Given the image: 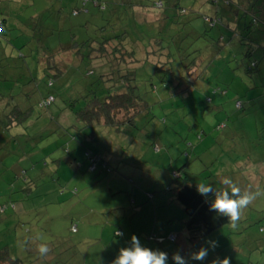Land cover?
<instances>
[{
  "label": "rangeland",
  "instance_id": "374dc122",
  "mask_svg": "<svg viewBox=\"0 0 264 264\" xmlns=\"http://www.w3.org/2000/svg\"><path fill=\"white\" fill-rule=\"evenodd\" d=\"M100 1L103 9L91 0H0V205H15L0 213V249L19 237L27 243L20 247L24 258L38 253L39 244L50 249L36 264H111L135 235L143 246L167 252L168 264L174 252L187 257L200 247L209 249L207 260L189 264H211L217 256L230 264H264V196L243 210L235 227L229 222L193 246L172 192L180 169L197 183L221 187L226 176L242 189L264 191V52L253 54L256 69L242 82L229 86L250 64L243 58L246 45L204 69V85L187 88V67L217 45L203 35V15L226 1ZM102 38L130 48L136 59L154 52L123 66L148 107L119 133L84 125L71 110L121 86L102 77L106 59L89 57L90 45ZM73 41L82 59L56 54L63 76L53 78L50 53ZM48 95L53 104L39 109ZM16 103L28 110L26 120L4 132ZM88 152L99 158L95 169ZM246 154L258 164L238 169Z\"/></svg>",
  "mask_w": 264,
  "mask_h": 264
},
{
  "label": "trees",
  "instance_id": "16d2710c",
  "mask_svg": "<svg viewBox=\"0 0 264 264\" xmlns=\"http://www.w3.org/2000/svg\"><path fill=\"white\" fill-rule=\"evenodd\" d=\"M86 1L88 0H83L82 3L84 4ZM91 1L92 5L95 7L102 8L100 0ZM225 1L226 6L221 8L220 11H215L212 16L203 15V21L208 29L203 35L212 38L211 41L215 42L217 45L208 46L211 48L208 58H203L200 61L194 58L192 64L190 63L187 67L186 76L188 79L185 80L188 84L187 88H189L190 85H204V83H206L205 78L202 77L204 69H207L210 64L212 65L216 59L219 60L220 56H223V60L230 59L231 53L238 49L239 46L246 45L243 58L246 59L247 62H250V59L257 49L264 52V0ZM154 6L155 8H161L162 2L157 1L154 3ZM87 11L88 9L86 12ZM78 12L79 9L73 10V14H77ZM180 13L184 14L186 11L181 9ZM213 30L216 31L212 34L211 31ZM214 37H218V39L215 40ZM75 39L76 37L73 36V40ZM110 39L111 38H102L97 44L92 43L91 45L93 46V44H95V46L92 47L90 45L89 57L106 59V61H101L103 63L102 67H104L105 70V75H102V77L105 80L107 78H109L108 80H113L114 78V88L116 83L121 84V86L114 89L113 92H110V94L103 99L95 97L93 100L85 102L84 107L76 110L75 107L71 106V110L77 121L84 125H103L119 133L123 131L122 129H124L125 126L134 125L136 117L148 107L147 102H143L141 96L134 92L135 88L131 85L133 81L132 74L124 70L129 63L132 64L147 60L154 52L151 48L147 49L145 55H143V57L145 56L144 58L136 59L133 57L134 52L130 48L125 49L121 43H113ZM66 44L65 48L57 49V51L55 50L56 52L50 53L51 55L47 59V67L50 69L49 74L52 75L53 78L62 77L63 74L61 69L64 67V63H62V61L55 62L53 56L65 52V54L74 53V56L78 59H82L83 57V55L80 54V45H77V43L74 44V41ZM234 60H236V56ZM203 64H205V67ZM246 65L247 64H245L244 69L240 70L243 76H240L241 74L234 75L229 86L237 80L242 82V78H249L251 74L254 73L257 66L256 62H250L248 66ZM123 66H125V69ZM200 68H202V70H199ZM114 69L117 70L116 74L112 72L115 71ZM234 70L235 69H231V72ZM124 72H126V74L121 75V73ZM90 73L91 71L88 74ZM49 79L48 86H51L52 80L51 78ZM24 85H26L24 90L29 91V84L27 85L26 83ZM220 92L222 94L227 93L226 90H220ZM28 97L29 95L27 92H24V98L27 99ZM54 100L55 98L53 95H48L47 97L41 98L37 106L42 110L48 109L53 104ZM236 105L242 109L240 101L236 100ZM12 106H14L16 112L14 114L13 110L7 115V122L2 127L4 132H6V130H11L15 125L18 127L19 124L26 120L28 110L26 108H21L19 103L13 104ZM20 115L21 119L19 120L18 117ZM86 157L91 159L95 169V164L98 163L99 158L91 155L89 152L86 153ZM238 163L240 164L237 165L238 169H249L251 163L255 164L258 162L246 154L245 157L238 160ZM173 176V196L181 206L185 215L183 229L186 233V238L195 246L202 238L219 230L222 226L227 225L229 223L228 218L217 214L215 211L209 210L212 197L209 196L206 198L201 196L196 191L197 182L190 180L183 174L181 169L176 171ZM7 208L14 209L15 205L12 203L0 205V213H5ZM19 228H22V224ZM71 231H75V228H72ZM116 233L121 234V231H116ZM120 234L116 236L119 237ZM175 238L176 237L173 235L169 237L171 242H175ZM26 245V239L20 238L19 244V237H17L10 245L2 247L0 249V264H36L37 261L35 259H42L39 253H35L33 256L30 255L28 258L21 256L20 247L24 248ZM32 257H34V259H30Z\"/></svg>",
  "mask_w": 264,
  "mask_h": 264
},
{
  "label": "clouds",
  "instance_id": "9594fccd",
  "mask_svg": "<svg viewBox=\"0 0 264 264\" xmlns=\"http://www.w3.org/2000/svg\"><path fill=\"white\" fill-rule=\"evenodd\" d=\"M220 184L221 187H214L211 183L201 181L197 183L196 191L203 197L211 196L209 210L227 217L233 227L241 219L243 210L257 198L264 196V191L261 190L242 189L230 177H222ZM212 247L214 249V242ZM37 250L41 256H46L50 251L48 246L43 243L37 246ZM208 254V248L200 247L198 250L190 252L187 257L181 255L179 251L174 252L171 259L174 264H189L190 260H207ZM168 260L167 252L145 247L135 235H132L129 245L119 249L111 264H168ZM211 264H230V260L227 256L223 259L217 256L211 261Z\"/></svg>",
  "mask_w": 264,
  "mask_h": 264
},
{
  "label": "crops",
  "instance_id": "0c3cea01",
  "mask_svg": "<svg viewBox=\"0 0 264 264\" xmlns=\"http://www.w3.org/2000/svg\"><path fill=\"white\" fill-rule=\"evenodd\" d=\"M258 163H255V164H250V166H249V169H251L252 168V166H255V165H257Z\"/></svg>",
  "mask_w": 264,
  "mask_h": 264
},
{
  "label": "built area",
  "instance_id": "2783aa9c",
  "mask_svg": "<svg viewBox=\"0 0 264 264\" xmlns=\"http://www.w3.org/2000/svg\"><path fill=\"white\" fill-rule=\"evenodd\" d=\"M172 239V238H171Z\"/></svg>",
  "mask_w": 264,
  "mask_h": 264
}]
</instances>
